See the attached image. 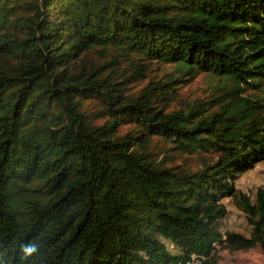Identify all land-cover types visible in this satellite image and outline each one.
<instances>
[{"label":"trees","instance_id":"16d2710c","mask_svg":"<svg viewBox=\"0 0 264 264\" xmlns=\"http://www.w3.org/2000/svg\"><path fill=\"white\" fill-rule=\"evenodd\" d=\"M263 161L264 0H0V264L264 254Z\"/></svg>","mask_w":264,"mask_h":264},{"label":"rangeland","instance_id":"374dc122","mask_svg":"<svg viewBox=\"0 0 264 264\" xmlns=\"http://www.w3.org/2000/svg\"><path fill=\"white\" fill-rule=\"evenodd\" d=\"M208 75H199L195 81L184 88L181 93L187 97L200 96L211 82ZM238 192L245 194L250 201L254 200L257 189L264 190V161L256 164L254 168L238 176L234 182ZM227 215L218 222V227L223 232H235L247 236L249 227L246 225L243 215L235 209L229 200H224ZM223 244L216 243L215 264H264V254L257 247L242 250H229L222 247ZM212 253V252H211Z\"/></svg>","mask_w":264,"mask_h":264},{"label":"built area","instance_id":"2783aa9c","mask_svg":"<svg viewBox=\"0 0 264 264\" xmlns=\"http://www.w3.org/2000/svg\"><path fill=\"white\" fill-rule=\"evenodd\" d=\"M212 245L214 247L215 243H213ZM202 258H203V256H201V254L192 253L188 256V258L184 264H200V261Z\"/></svg>","mask_w":264,"mask_h":264},{"label":"clouds","instance_id":"9594fccd","mask_svg":"<svg viewBox=\"0 0 264 264\" xmlns=\"http://www.w3.org/2000/svg\"><path fill=\"white\" fill-rule=\"evenodd\" d=\"M36 251L35 246L31 244L24 245V252L26 255L31 256Z\"/></svg>","mask_w":264,"mask_h":264}]
</instances>
